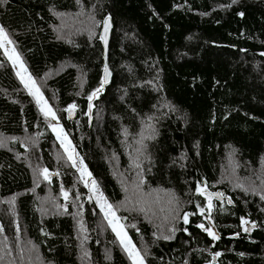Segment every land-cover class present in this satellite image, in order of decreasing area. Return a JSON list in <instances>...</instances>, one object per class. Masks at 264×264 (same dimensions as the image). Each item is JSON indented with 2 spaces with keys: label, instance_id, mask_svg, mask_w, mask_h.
Returning <instances> with one entry per match:
<instances>
[{
  "label": "trees",
  "instance_id": "obj_1",
  "mask_svg": "<svg viewBox=\"0 0 264 264\" xmlns=\"http://www.w3.org/2000/svg\"><path fill=\"white\" fill-rule=\"evenodd\" d=\"M0 27L145 264H264V0H6ZM0 264H132L1 47Z\"/></svg>",
  "mask_w": 264,
  "mask_h": 264
},
{
  "label": "rangeland",
  "instance_id": "obj_2",
  "mask_svg": "<svg viewBox=\"0 0 264 264\" xmlns=\"http://www.w3.org/2000/svg\"><path fill=\"white\" fill-rule=\"evenodd\" d=\"M1 28V27H0ZM5 36L7 37V39H5ZM0 47L4 53V55L7 57V59L9 60L10 64L12 65L14 72L17 76V78L19 79V81L21 82V78H23L25 80V82H27L29 84V87H25V85L23 83L22 87L24 88V90L28 93H30V91L33 93L31 96L33 97L38 109L41 111V108L44 107L43 102L41 104L37 103V97L35 95V91L37 88L36 84L34 83V87H33V83L34 80L32 79V77L30 76V74L27 72V69L21 59V57L19 56V54L17 53L16 49L14 48V45L12 44L11 40L9 39V37L6 35V33L4 32V35L0 36ZM17 57L19 59H17ZM14 62H15V66H14ZM17 73H19V75H17ZM29 77H31V81H29ZM39 90V89H38ZM40 95H42V93L39 90ZM43 96V95H42ZM43 100L46 102V100L43 97ZM47 103V102H46ZM47 107H49V105L47 104ZM51 109V108H50ZM51 113H54L51 110ZM43 115L45 116V114L43 113ZM50 124V129L53 132V134L55 135L56 141L59 144V146L61 147V149L67 154V157L69 159V162L75 166H73L80 174L82 181L84 182V184L87 186V188L90 191V195L92 200L95 201L96 205L98 206V208L100 209L101 213L103 214V217L105 218L108 226L110 227V229L113 231V226L116 227L117 231H119L121 233V236L118 238L117 236V232L113 231V233L115 234L116 238L118 239V241L120 242L123 250L125 251V247H134V245L132 244L131 240L129 239L128 235L126 234L122 224L119 222L118 218L115 216V214L113 213L112 209L109 207L108 202L106 201L103 193L101 192V190L99 189V187L97 186L96 183L93 184L94 180L92 179V177L90 176V174L88 173V171L86 170L84 164L82 163V161L77 157L69 138L67 137V135L65 134V132L62 130L59 121L57 120L56 116L55 119H52V115L49 114L47 116H45ZM71 157V159L69 158ZM110 221L112 223H110ZM205 224H206V229H211V231L214 233V229L213 226L211 224L210 221H208L207 219H204ZM250 227H247V224L244 226L243 225V229L245 231V229H247V231L249 230ZM206 234L209 238L213 239L212 236H210L208 234V231H206ZM125 244L121 243V239L125 238ZM128 241H130V245L127 243ZM135 252L138 253V251L136 250V248L134 247ZM125 253L127 254L128 258H129V254L128 252L125 251ZM139 254V253H138ZM139 257L142 259V257L139 254ZM129 260L131 261V263L133 264L132 259L129 258ZM143 261V259H142ZM143 264L144 261H143Z\"/></svg>",
  "mask_w": 264,
  "mask_h": 264
},
{
  "label": "water",
  "instance_id": "obj_3",
  "mask_svg": "<svg viewBox=\"0 0 264 264\" xmlns=\"http://www.w3.org/2000/svg\"><path fill=\"white\" fill-rule=\"evenodd\" d=\"M108 21V25H107V31L105 30V21ZM112 30H113V23L110 17H106L101 25L100 28V32H99V40L103 49V55H104V65H103V72H102V88L101 90H104L106 87H108L111 82H112V72L109 68L108 65V50H109V44H110V40H111V35H112ZM105 68H107V74L105 72ZM76 113L72 111L71 108L67 109V117L70 121H73L75 119ZM88 116H89V127L92 123V118H91V113L90 110L88 111ZM56 177V173H48V178H53ZM205 182L202 181V184H204ZM199 193L204 196L205 198H207L208 200H215L217 202H220L222 200V195L223 193L219 190L216 191H210L208 190L206 187H202L199 190ZM245 220V219H243ZM242 219L240 220V225H244L242 224ZM247 221V220H245ZM214 258V257H213ZM213 260V259H212ZM214 262V260H213ZM212 262V263H213Z\"/></svg>",
  "mask_w": 264,
  "mask_h": 264
},
{
  "label": "snow or ice",
  "instance_id": "obj_4",
  "mask_svg": "<svg viewBox=\"0 0 264 264\" xmlns=\"http://www.w3.org/2000/svg\"><path fill=\"white\" fill-rule=\"evenodd\" d=\"M0 2H6V0H0ZM233 2H235V0H233ZM105 30L107 31V25H108V21L106 20L105 22ZM4 35V29L3 28H0V36ZM5 39H7V37L5 36ZM17 59H19L17 57ZM14 66H15V62H14ZM105 72L107 74V68H105ZM17 75H19V73H17ZM29 81H31V77H29ZM21 83H23L25 85V87H29V84L27 82H25V80L23 78H21ZM33 83V87H34V82ZM103 83V81H102ZM97 91H99V89H97ZM30 95H32L33 93L30 91L29 93ZM35 95L37 97V103L38 104H41L43 102L44 104V107L41 108V112L45 114V116L51 114L52 115V119H55V114L54 113H51V109L47 107V103L43 100V96L40 95L39 93V90L36 89L35 91ZM93 95H95V93H93ZM92 97H89V99H91ZM74 107V106H72ZM71 159V157H69ZM75 166V165H73ZM44 176H45V179L48 178V173H47V170L45 169L44 172H43ZM95 182H93L94 184ZM261 199H264V196H261ZM110 207V206H109ZM242 224H247V221L243 220L242 219ZM110 223H112L110 221ZM185 223H187V216H185ZM254 226V225H253ZM199 227H201L202 229H204V225H199ZM206 231H208V234L210 236L213 237V239H217L218 237L211 231V229H204ZM113 231H116L117 232V236L118 238L121 236V233L119 231H117L116 227L113 226ZM245 231H247V229H245ZM167 238V237H166ZM125 240H126V237L121 239V243L122 244H125ZM129 245H130V241L127 242ZM125 251L128 252L129 254V258L132 259L133 261V264H143V261L142 259L139 257V254L135 252V249L134 247H125Z\"/></svg>",
  "mask_w": 264,
  "mask_h": 264
}]
</instances>
